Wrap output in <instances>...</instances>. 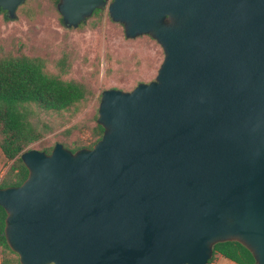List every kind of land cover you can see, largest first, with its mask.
<instances>
[{"label": "water", "instance_id": "obj_1", "mask_svg": "<svg viewBox=\"0 0 264 264\" xmlns=\"http://www.w3.org/2000/svg\"><path fill=\"white\" fill-rule=\"evenodd\" d=\"M105 8L163 63L102 93L93 148L21 155L27 179L0 189L10 249L20 264H209L238 242L264 264V0L57 4L73 29Z\"/></svg>", "mask_w": 264, "mask_h": 264}, {"label": "rangeland", "instance_id": "obj_2", "mask_svg": "<svg viewBox=\"0 0 264 264\" xmlns=\"http://www.w3.org/2000/svg\"><path fill=\"white\" fill-rule=\"evenodd\" d=\"M7 17L0 15V58L23 54L43 60L49 74L83 83L90 92L77 110L34 109L33 120L43 137L28 150L43 151L57 143L90 145L102 93L131 91L140 83L154 81L164 60L161 46L151 36L127 38L124 26L112 21L107 9L78 29L63 24L56 0H27L15 19ZM12 164L0 148V182Z\"/></svg>", "mask_w": 264, "mask_h": 264}, {"label": "trees", "instance_id": "obj_3", "mask_svg": "<svg viewBox=\"0 0 264 264\" xmlns=\"http://www.w3.org/2000/svg\"><path fill=\"white\" fill-rule=\"evenodd\" d=\"M59 1L56 0L57 4ZM102 11L97 9L91 18L100 15ZM85 24L79 28H83ZM89 94L83 83L49 74L43 60L31 59L23 54L0 58V148L5 157L13 161L0 182V189L20 186L28 177L29 172L21 155L30 151L29 147L43 137V132L33 120L34 109L54 113L77 110L79 105L87 101ZM103 133L104 128L96 124L92 129L94 140L90 145L64 147L72 152L91 149L101 140ZM52 150L53 148H49L41 152L50 154ZM6 216L5 210L0 207L1 264H20L19 256L10 249L5 237ZM217 255L236 264H256L251 252L238 242L215 245L213 258L209 263L215 261Z\"/></svg>", "mask_w": 264, "mask_h": 264}, {"label": "crops", "instance_id": "obj_4", "mask_svg": "<svg viewBox=\"0 0 264 264\" xmlns=\"http://www.w3.org/2000/svg\"><path fill=\"white\" fill-rule=\"evenodd\" d=\"M216 258H217V260H215L216 264H236V263L229 261V260H228V262H226L227 259L225 260V258H223L221 255H217Z\"/></svg>", "mask_w": 264, "mask_h": 264}, {"label": "built area", "instance_id": "obj_5", "mask_svg": "<svg viewBox=\"0 0 264 264\" xmlns=\"http://www.w3.org/2000/svg\"><path fill=\"white\" fill-rule=\"evenodd\" d=\"M209 264H216V263H215V261H213V262H211V263H209Z\"/></svg>", "mask_w": 264, "mask_h": 264}, {"label": "flooded vegetation", "instance_id": "obj_6", "mask_svg": "<svg viewBox=\"0 0 264 264\" xmlns=\"http://www.w3.org/2000/svg\"><path fill=\"white\" fill-rule=\"evenodd\" d=\"M105 9H107V8H105ZM104 10V9H103Z\"/></svg>", "mask_w": 264, "mask_h": 264}]
</instances>
